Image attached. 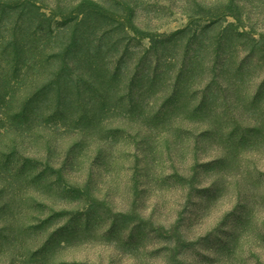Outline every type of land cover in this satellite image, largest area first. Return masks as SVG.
I'll use <instances>...</instances> for the list:
<instances>
[{"label":"rangeland","instance_id":"1","mask_svg":"<svg viewBox=\"0 0 264 264\" xmlns=\"http://www.w3.org/2000/svg\"><path fill=\"white\" fill-rule=\"evenodd\" d=\"M38 1L78 44L0 72V264H264V0Z\"/></svg>","mask_w":264,"mask_h":264},{"label":"trees","instance_id":"2","mask_svg":"<svg viewBox=\"0 0 264 264\" xmlns=\"http://www.w3.org/2000/svg\"><path fill=\"white\" fill-rule=\"evenodd\" d=\"M42 2L38 0H0V31L3 27H5V33L8 34L5 38H11V42H7L4 39H1L2 44L0 47L1 54H0V72L2 70L11 71L12 73L16 72H30L35 66H38V70L48 69V60H42L41 64L39 62L43 58V55L48 54V52L58 53V56H63L64 51H70L73 46H75L77 41L70 43L69 45L66 44L64 47L63 44L61 48L58 46L59 42H54L57 46H53L54 44L52 40L59 37V34L62 32H57L54 36H50V32L47 36H45V32L41 29L42 25L48 24L47 13L45 12V4H41ZM47 8V7H46ZM35 16L32 21H37V25L40 27L35 29L34 37L32 40H26L21 32L25 30H21L19 33L17 29L14 27L10 29L11 26L17 25L20 16H23V22L26 19V16ZM36 15L38 18H36ZM61 21L65 20L61 16ZM84 18V17H83ZM80 21L83 23L84 19ZM45 21V23H44ZM20 23V22H19ZM50 29V28H49ZM52 34V33H51ZM21 38V39H20ZM47 38H52L47 39ZM63 46V48H62ZM103 48L100 47L99 50L101 51ZM38 54H41L40 57ZM84 56L80 58V61L83 60ZM47 65V66H46ZM65 65L68 66V63L65 62ZM15 82V81H14ZM12 80L7 79L5 81L6 89L0 90V142L7 138L12 139V145L10 146L11 149L15 150L16 148L22 147V143L19 142V136L16 135L17 133L25 132L27 133L28 130H25L28 125V121L30 119V112L25 106L22 108L18 105V100H23V104H28L27 96L22 94L16 93V82L14 83ZM27 105V106H28ZM25 130V131H24ZM21 135V134H20ZM18 138V139H17ZM0 146V151H1Z\"/></svg>","mask_w":264,"mask_h":264}]
</instances>
